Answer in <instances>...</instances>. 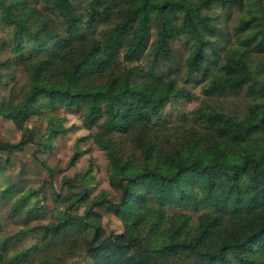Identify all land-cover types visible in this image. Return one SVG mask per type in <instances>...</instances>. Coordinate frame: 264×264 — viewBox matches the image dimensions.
I'll use <instances>...</instances> for the list:
<instances>
[{"label":"trees","instance_id":"obj_1","mask_svg":"<svg viewBox=\"0 0 264 264\" xmlns=\"http://www.w3.org/2000/svg\"><path fill=\"white\" fill-rule=\"evenodd\" d=\"M38 2L45 12L30 0H0V21L14 31L13 58L0 68L20 67L28 85L0 101V117L21 133L17 144L0 141V152L11 154L27 142L39 153L48 150L68 129L43 113L63 108L78 114L84 129L97 130L81 140L91 139L105 153L115 193L96 198L83 216L60 211L57 223L41 227L43 237L90 230L89 264H264V82L248 58L264 52V0ZM215 6L241 12L235 46L228 49L218 38L229 35L209 14ZM182 38L191 45L184 84L197 83L193 76L203 72L205 97L245 89V114L201 107L193 112L198 125L153 123L187 94L177 86L178 70L157 74ZM148 49L146 67L132 65ZM33 115L48 120L38 140L26 127ZM125 145L138 155L126 156ZM79 158L76 153L69 166ZM92 181L88 170L63 182L77 190L67 210L89 199ZM34 194L22 196L15 210ZM99 207L121 223V233H106ZM6 254L0 247V264H7Z\"/></svg>","mask_w":264,"mask_h":264},{"label":"rangeland","instance_id":"obj_2","mask_svg":"<svg viewBox=\"0 0 264 264\" xmlns=\"http://www.w3.org/2000/svg\"><path fill=\"white\" fill-rule=\"evenodd\" d=\"M30 2L33 7L44 10L38 0H30ZM81 2L82 0H79V3ZM209 14L229 35L227 38H218L220 44L226 49L235 46L234 27L241 16L240 10L236 8L223 10L215 6ZM13 32V28L5 27L0 21V62L13 58L11 52ZM154 35L155 33L152 32L151 40L155 39ZM172 44V60L165 63L157 74L166 72L169 67L171 70H178L179 74L175 76L177 86L183 87L187 94L173 99L165 106L160 116L153 119V123L158 128L198 125L193 118V112L201 107L223 111L228 115L240 116L246 113L248 97L245 89L205 97L201 89L209 83V79L204 77L203 72L193 76L197 83L184 84L182 79L186 76L185 66L191 45L187 44L184 38ZM207 53L209 54V51ZM248 56L257 79L264 82V52L260 54L250 52ZM151 58L152 53L148 49L143 57L132 65L143 69ZM139 80L138 73L134 81L139 82ZM27 87L26 76L20 67L13 65L10 68H0V101L7 99L11 90L20 93ZM43 114L61 119L62 126L68 129V132L65 136L57 138L43 153L37 152L38 146L30 142L11 154L0 152L2 172L0 174V247H5L7 264H42L45 260L58 264H89L84 253L86 239L92 237L90 230H68L51 240L50 236L43 237L41 227L49 223H57L60 211L83 216L86 207L96 198L103 194L108 198L114 197L115 193L109 186L108 179L110 166L105 153L91 139L81 140L93 136L97 130L84 129L78 114L63 108L52 112L45 111ZM47 123L45 117L33 115L26 122V127L32 129L35 140H38L44 133ZM20 139L21 133L13 122L0 117V141L17 144ZM76 153H80L79 160L75 165L69 166L70 159ZM125 155L138 154L132 147L125 145ZM40 162L45 163L50 171ZM88 170H91L93 179L89 199L76 205L71 211L67 210L68 198L77 190H72L69 183L63 182ZM10 185H15V189L8 195L3 194ZM31 192L35 194L16 211L14 204ZM57 198L60 200L57 201ZM95 212L98 213L106 233L123 231L121 223L105 207L96 208Z\"/></svg>","mask_w":264,"mask_h":264}]
</instances>
